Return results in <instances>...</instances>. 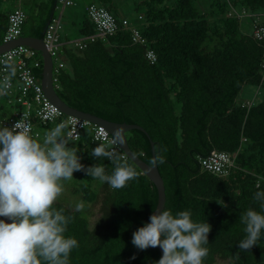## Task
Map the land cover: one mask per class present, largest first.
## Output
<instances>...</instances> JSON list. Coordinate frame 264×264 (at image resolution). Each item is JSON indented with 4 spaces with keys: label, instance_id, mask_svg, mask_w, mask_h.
Returning <instances> with one entry per match:
<instances>
[{
    "label": "trees",
    "instance_id": "obj_1",
    "mask_svg": "<svg viewBox=\"0 0 264 264\" xmlns=\"http://www.w3.org/2000/svg\"><path fill=\"white\" fill-rule=\"evenodd\" d=\"M211 3L212 9L206 10L198 8L195 0H142L146 12L138 16L145 20L141 27L127 17L129 24L115 35L92 41L89 38L96 35V26L87 6H102L119 22L123 16L113 0H85L81 20L75 25L69 18L65 22L79 28L87 46L61 52L65 61L59 55L64 66L57 71L59 60H55V87L70 107L145 128L149 138L138 129L126 135L130 148L147 163L153 159L150 141L156 155L163 156L165 163L158 168L165 183V209L174 215L190 210L194 222L211 225L205 245L209 251L202 264H216L218 259L229 264H264V229L257 245L247 251L238 247L245 236L241 215L249 208L264 211L254 199L256 192L264 191V91L257 103L247 104L239 98L249 84L264 90L263 46L243 30V18L229 15L242 9L264 14V0ZM78 5V0L67 7L58 0L35 4L37 11L25 12L22 35L44 38L46 27L54 20L64 28L65 9ZM11 11H4L0 0V44ZM134 27L144 42L133 40ZM148 49L157 55L154 63L147 58ZM33 59L39 62L33 73L42 78L41 53L36 51ZM1 98L9 99L0 94ZM8 118L0 102V124ZM33 121L35 130L41 132L55 127ZM68 140L67 146L78 150L85 168L102 164L106 174L112 173L114 165L108 158L91 155L100 144L92 140L91 133ZM213 150L233 155L235 167L228 176L202 168L200 159ZM125 159L137 178L121 189L79 172L82 183L73 193L89 202L100 200L94 227L81 212L54 202L53 207L69 218L64 235L74 237L79 245L72 250L69 264H156L161 258L157 247L139 250L131 243L133 233L150 222L158 189L128 156Z\"/></svg>",
    "mask_w": 264,
    "mask_h": 264
},
{
    "label": "clouds",
    "instance_id": "obj_2",
    "mask_svg": "<svg viewBox=\"0 0 264 264\" xmlns=\"http://www.w3.org/2000/svg\"><path fill=\"white\" fill-rule=\"evenodd\" d=\"M64 129V123L56 125L40 142L23 118L12 127L0 126V217L8 218L0 219V264H69L78 241L64 235L69 218L53 204L63 190V181L72 179L74 172L83 170L113 189L124 188L137 178L127 159L105 144H98L91 155L108 158L114 165L112 173L106 174L102 164L85 168L78 150L67 146ZM112 135L111 143H123L118 129ZM163 163L159 154L150 161L152 166ZM254 199L264 209V191L256 192ZM76 208L82 209L83 203ZM240 220L245 236L238 247L247 251L261 237L264 211L249 208ZM149 221L132 235L131 243L137 249L159 246L163 255L156 264H202L209 251L205 247L209 243V223L194 222L190 210L174 215L165 208H155Z\"/></svg>",
    "mask_w": 264,
    "mask_h": 264
},
{
    "label": "built area",
    "instance_id": "obj_3",
    "mask_svg": "<svg viewBox=\"0 0 264 264\" xmlns=\"http://www.w3.org/2000/svg\"><path fill=\"white\" fill-rule=\"evenodd\" d=\"M63 7L76 4V0H58ZM87 12L91 20L96 26V35L90 37V40L105 39L113 36L122 26L129 24V19L125 16L121 17L122 21H118L117 17L109 12L106 8L90 4L87 6ZM230 16L236 15L238 18L246 16L251 17L253 22V37L261 42L263 46V59L261 62V82L264 84V14L252 13L246 9L239 12L236 10L229 12ZM27 15L21 8L13 9L8 16V28L4 37V42L14 40L22 35V26L26 21ZM62 24L59 21H53L48 24L45 29L44 41L51 53L54 63V57L57 56L59 71L64 63L60 61L62 52L61 30ZM133 40L142 41L141 32L136 27L133 28ZM88 40H80L76 43L78 49H84ZM36 49L27 45H17L10 50L0 54V94L6 95L17 104L15 112L8 119L2 121L7 127H12L19 120H23L31 125V134L34 138L40 139L41 142L47 131L41 132L35 130L36 119L38 124L43 126L65 124V135L70 140H78L83 134L91 133L92 140L105 144L109 150L120 153L124 158L128 155L125 153L120 144L111 143L113 135L104 127L81 117L66 114L62 110L53 105L47 98L42 87L41 78L33 73V66H38L39 62L33 58L36 55ZM60 55V56H59ZM147 58L154 63L157 55L153 49H148ZM55 77V75H54ZM56 81V77H55ZM252 102H247L251 104ZM70 134V136L68 135ZM202 168L220 176H228L235 167L234 157L227 151L213 150L206 157L201 159Z\"/></svg>",
    "mask_w": 264,
    "mask_h": 264
},
{
    "label": "rangeland",
    "instance_id": "obj_4",
    "mask_svg": "<svg viewBox=\"0 0 264 264\" xmlns=\"http://www.w3.org/2000/svg\"><path fill=\"white\" fill-rule=\"evenodd\" d=\"M48 0H1V6L4 11L15 9V8H21L26 13H31L32 10L37 11L35 4H40L41 2H47ZM80 2V5L76 7H70L66 8L64 11V29L62 31L63 36L68 33V37L71 39L70 46L73 47L76 43L81 39L79 34V28L72 26L69 24L67 25L66 19L67 14L73 10H82V6L85 4V0H78ZM113 2L118 6V11L120 15L128 17L132 23L137 25L138 27H141L144 23V19H139V14L144 15L146 12V6L142 5V0H113ZM203 6V4H205ZM195 5L200 9H206L211 10L212 3L211 0H195ZM35 13V12H34ZM58 14V11H57ZM243 30L246 32H252L253 31V22L251 20V17H244L242 26ZM67 32V33H66ZM65 37H63L64 39ZM54 59L57 61V56L54 57ZM1 85V83H0ZM263 88L257 87L255 85H246L243 90L241 91V94L239 96L240 100L243 101H254L255 103L259 102L262 99L263 95ZM4 124H0V126H3ZM79 172L76 171L73 173V178L67 181H63V190L61 194L57 197L56 201L61 202L65 204L66 206L79 211L82 213V215L88 219L91 227H94L99 219V207H100V200H96L93 202L86 201L82 198L80 194L73 193V189L75 187H78L82 181L79 177ZM96 184L95 186H97ZM83 203L82 209H77L76 205L78 203ZM9 222H11L9 220ZM216 264H229L226 260H220L218 259Z\"/></svg>",
    "mask_w": 264,
    "mask_h": 264
},
{
    "label": "water",
    "instance_id": "obj_5",
    "mask_svg": "<svg viewBox=\"0 0 264 264\" xmlns=\"http://www.w3.org/2000/svg\"><path fill=\"white\" fill-rule=\"evenodd\" d=\"M17 45H27L29 47L36 49L37 51L41 53L42 58H43V73H42V78H41L42 87L44 89V92L47 98L53 105H55L58 109L62 110L66 114L75 115V116L90 120L102 126L106 128L111 134H114V132L117 129L119 130L120 138L123 141V143L120 144L121 147L123 148L125 153L128 155V157L143 172H145L149 176L151 181L156 185L158 189V204L156 208H160L161 210H163V208H165V205H166V189H165L164 179L159 171V168L158 166H152L151 164L147 163L142 158H140L138 155H136L133 152V150L130 148L127 135H126L128 131L132 129H138L142 131L148 137V135L145 133L147 132L145 128L139 124H131L127 122L120 123V122L110 121L105 118L99 117L97 115L83 112L73 107H70L67 103H65L61 99V97L57 93V90L55 87V77H54L55 63H54L51 53L49 52L46 46L44 38L22 35L21 37L17 39L1 43L0 44V54L7 50H10L11 48ZM150 143L152 146L153 158H154L156 156L154 142L150 141ZM157 248L160 251L161 257H162L163 255L162 249L159 246H157Z\"/></svg>",
    "mask_w": 264,
    "mask_h": 264
},
{
    "label": "crops",
    "instance_id": "obj_6",
    "mask_svg": "<svg viewBox=\"0 0 264 264\" xmlns=\"http://www.w3.org/2000/svg\"><path fill=\"white\" fill-rule=\"evenodd\" d=\"M57 7H58V4L56 5V9H57ZM11 10H13V9H11ZM84 12H85L84 10H73L67 14V18H69V21L72 25H75L77 22H79V20H81V16ZM63 29L61 30L62 53H63L65 48H71V46L69 44L70 41H68L66 38L68 36V33L66 32L67 34H65L63 36V34H62ZM63 37H65V38L63 39ZM73 46H75V45H73ZM62 53H61V60L65 61ZM0 102H1V107L3 108V112H5V116L7 118L12 116L15 112L17 104L14 101H12L10 98L9 99L1 98Z\"/></svg>",
    "mask_w": 264,
    "mask_h": 264
}]
</instances>
